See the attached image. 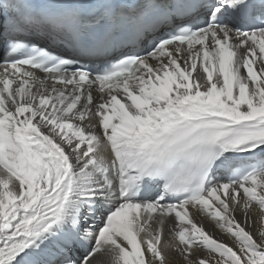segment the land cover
<instances>
[{"label":"snow or ice","instance_id":"6c2138e0","mask_svg":"<svg viewBox=\"0 0 264 264\" xmlns=\"http://www.w3.org/2000/svg\"><path fill=\"white\" fill-rule=\"evenodd\" d=\"M0 264H264V0H0Z\"/></svg>","mask_w":264,"mask_h":264},{"label":"bare ground","instance_id":"6f19581e","mask_svg":"<svg viewBox=\"0 0 264 264\" xmlns=\"http://www.w3.org/2000/svg\"><path fill=\"white\" fill-rule=\"evenodd\" d=\"M198 219L200 221L203 222L204 224V227L207 231L213 233L215 236H217L218 238H222V239H228V237L224 236L220 230L215 226L214 222L208 220L207 218L205 217H198Z\"/></svg>","mask_w":264,"mask_h":264}]
</instances>
